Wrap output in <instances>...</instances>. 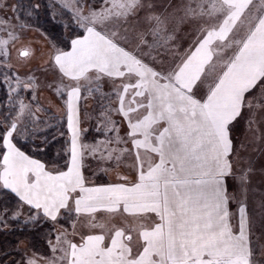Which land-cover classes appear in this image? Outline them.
<instances>
[{
    "label": "snow or ice",
    "instance_id": "6c2138e0",
    "mask_svg": "<svg viewBox=\"0 0 264 264\" xmlns=\"http://www.w3.org/2000/svg\"><path fill=\"white\" fill-rule=\"evenodd\" d=\"M101 3L99 10L88 0L59 4L78 32L50 64L68 89L67 159L48 167L22 150L34 113L21 102L15 116L0 120V192L28 206L32 221L58 222L63 210L101 229L80 233L78 241L58 235L53 256L42 258L47 264H260L247 204L251 168L237 169L232 133L244 121L257 142L264 140V0ZM13 19L0 17V33L13 36ZM105 79L114 85L116 107L105 110L97 128L102 139L81 144L77 102L82 90H98ZM113 112L126 121L123 136ZM85 152L117 167L131 157L133 174L89 186ZM101 213L128 214L139 223L109 229L94 222Z\"/></svg>",
    "mask_w": 264,
    "mask_h": 264
},
{
    "label": "rangeland",
    "instance_id": "374dc122",
    "mask_svg": "<svg viewBox=\"0 0 264 264\" xmlns=\"http://www.w3.org/2000/svg\"><path fill=\"white\" fill-rule=\"evenodd\" d=\"M32 1L0 0V17H15L12 20V25L15 28L13 36L0 33V40L7 41V43L0 45V82L3 84L0 97H4V100L0 101V108L4 106V115L1 114L0 110V119L7 114L15 116L16 112L13 109L18 107L21 102L30 105L34 117L27 122V130L22 138L27 132L42 135L51 122L50 113H54V109L49 106V100L53 98L54 101L62 103V100L66 98L67 89L63 88V84L60 83L61 78L53 70L54 65L50 66V64L56 50H64L65 47H68L70 39L78 34L77 31H74L71 16L59 7L61 0ZM31 2L35 8L36 5H39L35 12L31 11ZM168 2L169 0H156L157 4L164 7L167 6ZM88 4L97 10L103 7L101 0H88ZM181 34L183 35V33ZM23 50L26 51L27 55H21ZM6 76L8 77L7 80H5ZM63 83L69 84L71 82L67 78H63ZM108 83V79L101 81V84H105L107 88L110 84ZM58 86L63 89L62 93L57 91ZM82 95L84 100L89 101L98 99L100 96L96 90L91 92L83 90ZM104 95L108 99V93L105 92ZM37 108L40 110L37 111ZM89 109L88 113H93L94 109ZM255 127L256 125H253V128ZM260 127L264 129V124ZM42 139H39L38 142H41ZM232 139L240 158L236 162L237 169L251 168L248 173L250 183L247 204L255 217L256 226L252 237L253 247L258 249L255 258L260 261V264H264V226H262L264 213L260 209V204L264 201V140L257 142L253 133L246 130L244 121L237 125L232 133ZM242 144L246 146V150L241 149ZM55 149L58 150L57 153L64 154V150L61 151L59 147ZM86 159L89 167H92V164H96L98 168L105 166L104 163L99 162L98 159L93 160L90 156ZM90 169V171L94 170V168ZM94 176L96 177V175ZM229 182L230 193H233L236 191V182L231 178ZM231 207L235 208L236 205L232 204ZM22 208L24 213L29 210L28 206ZM60 234L59 232L58 235ZM55 241L57 243V239ZM35 246L28 241L21 243V264H26L30 258L35 259L36 263L43 260L42 258L45 256L38 253ZM49 254L48 256L51 258L53 256L51 247ZM56 255L58 256L60 253L57 252Z\"/></svg>",
    "mask_w": 264,
    "mask_h": 264
},
{
    "label": "crops",
    "instance_id": "0c3cea01",
    "mask_svg": "<svg viewBox=\"0 0 264 264\" xmlns=\"http://www.w3.org/2000/svg\"><path fill=\"white\" fill-rule=\"evenodd\" d=\"M108 81L110 83V84L108 83L109 84L108 88L105 86V84L102 85L100 82L99 88L98 90H96L99 92V95H100L98 96V99H93L92 101L84 100L83 95H82L83 90L81 92V98L77 102L79 128L81 130V136H80L81 144L87 145L88 142L92 143L93 141H96L97 139H102V137H100L99 133L97 132V128L103 127L105 110L107 108L115 109L116 107V97L113 95L114 85L110 80ZM105 92L108 93V99L105 98V95H104ZM54 100L55 99L53 98L49 100V106L52 109H54V114L59 116L61 119H63L66 124L65 152L67 154L70 148V139H71V131L68 129V126H67V115H66L67 95H66V98L62 100V103L61 102L59 103ZM89 108L94 109L93 113L91 114L88 113V111H90ZM111 118L117 122L119 126V134L123 136L128 131L126 121H124L120 116L116 115L114 112ZM110 135H115V133H111ZM87 157H89V155L87 154V152H85L82 163H83V174L86 178L87 185L89 186L106 185L110 183L123 182L119 179L120 176L125 175V174L131 176L133 174V170H132L133 160L131 157L123 161L119 167H117L115 164L111 166L104 164L105 165L104 168H101V167L98 168L96 167V164H92V167H89L90 165L87 162V159H86ZM93 160H96V159H93ZM97 164L99 165V163ZM90 168H94V170L90 171L91 170ZM94 175H96V177ZM229 183L230 182L228 180V191L230 193ZM231 211L233 213L236 212V207L235 208L231 207ZM125 217H127V219H125ZM87 220L88 218L86 216H80L79 218H77L75 215L71 217L65 216L62 210L61 217L59 218L58 222H55V223L53 222L55 225V231H57V233L55 234V237L52 240H50L49 247H50V243L51 245L57 244L55 240L59 232L61 234L67 233L70 239H74L75 241H78L80 233H88L89 231L99 233L101 231L100 228L91 229L88 226ZM94 222L99 223V224H105L106 227L109 229L113 228L114 226L122 227L125 229H128V228L134 229L138 226V223H139L133 217L128 216V214L122 215L121 213H116L114 215H110L107 213H101L97 215V219ZM232 223L235 225L236 221L233 220ZM74 231L77 233L75 237H73L72 235ZM48 255L50 254L48 253ZM48 255H46L44 258H49ZM36 264H47V259L39 260Z\"/></svg>",
    "mask_w": 264,
    "mask_h": 264
},
{
    "label": "trees",
    "instance_id": "16d2710c",
    "mask_svg": "<svg viewBox=\"0 0 264 264\" xmlns=\"http://www.w3.org/2000/svg\"><path fill=\"white\" fill-rule=\"evenodd\" d=\"M32 2L30 3L31 11L35 12L36 8L35 5H32ZM68 47H65L64 50H68ZM0 87L1 92L3 89L1 82ZM2 100H4V97H0V101ZM3 108L4 106L0 108L2 115H4ZM50 114L52 116L51 122L45 128L46 131L42 135L27 132L24 138H22L23 136L20 138L21 143L19 146L26 154L41 160L47 166H52L53 162H59L63 166L64 161L67 159L65 152L66 124L63 119L53 112ZM8 116V114L2 116L3 118L0 120ZM41 138H43L42 141L38 142ZM56 147H59L61 151L64 150V154L57 153ZM0 209L7 210V214L0 212V264H21V243L23 241L36 245L38 253L44 256L48 255L50 252L49 240H52L56 234L55 225L52 221L39 218V216L38 222L30 220L29 210L24 213L23 208L19 207L18 199L8 191L0 192ZM32 215H37V213L33 212Z\"/></svg>",
    "mask_w": 264,
    "mask_h": 264
},
{
    "label": "water",
    "instance_id": "95a60500",
    "mask_svg": "<svg viewBox=\"0 0 264 264\" xmlns=\"http://www.w3.org/2000/svg\"><path fill=\"white\" fill-rule=\"evenodd\" d=\"M26 51L25 50H23L22 52H21V55H24V53H25Z\"/></svg>",
    "mask_w": 264,
    "mask_h": 264
}]
</instances>
